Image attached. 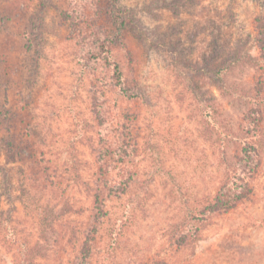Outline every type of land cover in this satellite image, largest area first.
Segmentation results:
<instances>
[{
    "label": "rangeland",
    "instance_id": "obj_1",
    "mask_svg": "<svg viewBox=\"0 0 264 264\" xmlns=\"http://www.w3.org/2000/svg\"><path fill=\"white\" fill-rule=\"evenodd\" d=\"M0 264H264V0H0Z\"/></svg>",
    "mask_w": 264,
    "mask_h": 264
},
{
    "label": "trees",
    "instance_id": "obj_2",
    "mask_svg": "<svg viewBox=\"0 0 264 264\" xmlns=\"http://www.w3.org/2000/svg\"><path fill=\"white\" fill-rule=\"evenodd\" d=\"M114 77L119 81L122 82V75L121 72L119 70L118 64H115V70H114ZM239 174H236V178H240L242 179V183L241 185H238L237 188H235L234 190H232L231 188H228L229 185L225 184L223 187V190H221V194L219 195V197H217L216 199H214V201H212L209 204V210L214 212V211H218V210H228L231 209L233 207H235L239 201L243 198H245V196L247 195L248 191H249V185L247 182H243V172L242 170L238 171ZM234 177V179H236ZM227 185V186H226Z\"/></svg>",
    "mask_w": 264,
    "mask_h": 264
}]
</instances>
